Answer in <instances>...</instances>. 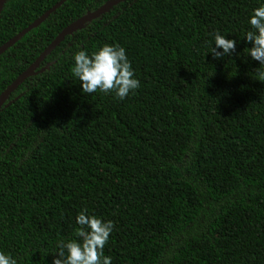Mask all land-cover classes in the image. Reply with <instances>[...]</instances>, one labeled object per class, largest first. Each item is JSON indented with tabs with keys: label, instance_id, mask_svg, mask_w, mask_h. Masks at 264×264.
<instances>
[{
	"label": "trees",
	"instance_id": "1",
	"mask_svg": "<svg viewBox=\"0 0 264 264\" xmlns=\"http://www.w3.org/2000/svg\"><path fill=\"white\" fill-rule=\"evenodd\" d=\"M60 1L7 0L0 47ZM108 1L67 0L3 52L0 94ZM259 2L123 0L67 35L0 111V250L52 264L86 208L114 222L112 264H264V83L243 39ZM216 31L231 55L207 53ZM103 44L140 81L124 100L70 72Z\"/></svg>",
	"mask_w": 264,
	"mask_h": 264
},
{
	"label": "clouds",
	"instance_id": "2",
	"mask_svg": "<svg viewBox=\"0 0 264 264\" xmlns=\"http://www.w3.org/2000/svg\"><path fill=\"white\" fill-rule=\"evenodd\" d=\"M249 28L243 39L250 42L246 55L258 61L254 79L264 83V0L253 8L248 17ZM213 45L207 53L214 59L231 55L238 41L227 38L219 31L213 33ZM72 76L79 81L82 93L113 94L118 100H124L130 93L140 88L126 49L119 44H103L95 51L81 48L72 53ZM74 236L60 239L56 243L58 257L52 264H112V257L105 255L104 248L114 229V222L81 209L75 216ZM0 264H18L12 254L0 250Z\"/></svg>",
	"mask_w": 264,
	"mask_h": 264
},
{
	"label": "water",
	"instance_id": "3",
	"mask_svg": "<svg viewBox=\"0 0 264 264\" xmlns=\"http://www.w3.org/2000/svg\"><path fill=\"white\" fill-rule=\"evenodd\" d=\"M7 0H0V13L3 9V6ZM67 0H61L57 4H55L51 9L46 11L42 16L37 18L34 22H32L29 26H27L22 32H20L18 35L10 39L8 42H6L4 45L0 47V55L5 52L7 49L12 47L17 41H19L23 36H25L28 32H30L32 29L37 28L42 22H44L50 14H52L54 11H56L57 8H59L62 4H64ZM123 0H109L104 5H102L100 8L93 12H88L86 15L80 17L67 27H65L60 34L54 39V41L46 48V50L37 58V60L25 71L23 72L11 85H9L1 94H0V111L3 107V105L6 103V101L9 99L10 95L22 84L27 78L37 73L36 69L40 66V63L44 60V58L50 54L53 49L58 46L67 35L73 34L75 31H77L82 25L85 23L96 19L101 14L109 11L112 7L119 4ZM49 68V66H46L42 69L44 71L45 69Z\"/></svg>",
	"mask_w": 264,
	"mask_h": 264
}]
</instances>
